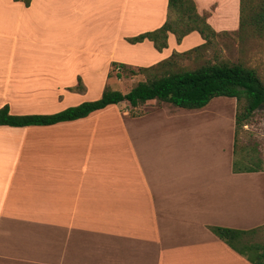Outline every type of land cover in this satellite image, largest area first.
I'll return each instance as SVG.
<instances>
[{"label": "crops", "instance_id": "obj_1", "mask_svg": "<svg viewBox=\"0 0 264 264\" xmlns=\"http://www.w3.org/2000/svg\"><path fill=\"white\" fill-rule=\"evenodd\" d=\"M192 1L215 32L238 27V0ZM166 18L167 0H0V109L54 114L98 99L112 63L149 67L204 43L126 42ZM77 79L83 92L69 90ZM212 100L0 126V264H251L210 228L264 227V171H233L235 110Z\"/></svg>", "mask_w": 264, "mask_h": 264}, {"label": "trees", "instance_id": "obj_2", "mask_svg": "<svg viewBox=\"0 0 264 264\" xmlns=\"http://www.w3.org/2000/svg\"><path fill=\"white\" fill-rule=\"evenodd\" d=\"M28 5L29 0H24ZM238 30L248 26L264 29V0L253 9L252 0H238ZM254 10V11H252ZM196 32L204 43L198 47L182 53V55L197 51L210 43L216 37L205 17L199 15L192 0H167V18L164 24L150 32L139 34L126 39L129 44L141 43L147 40L153 48L161 52L167 47V35H174L177 43L181 39ZM175 55L172 54L152 66L139 68L137 72L126 70L123 64H115L116 69L129 72L130 75L141 74L144 80L136 83L129 91L122 93L104 87L101 96L94 101H87L76 106L68 107L50 115H11L7 106L0 109V126L22 128L29 126H50L63 122H72L88 117L109 106L126 102L130 107L150 101L164 102L185 110H198L206 106L214 98H230L236 102L234 115V172L263 171L259 161H253L245 147H240V165L236 164L237 134L251 119L254 111L264 105V80L254 69L239 63L218 62L205 63L190 70H175ZM119 73V72H118ZM116 78H121L120 73ZM83 92L80 79L77 85L69 89ZM210 231L235 252L245 257L252 264H264V248L255 243H249L246 237L256 232L237 231L213 227Z\"/></svg>", "mask_w": 264, "mask_h": 264}, {"label": "rangeland", "instance_id": "obj_3", "mask_svg": "<svg viewBox=\"0 0 264 264\" xmlns=\"http://www.w3.org/2000/svg\"><path fill=\"white\" fill-rule=\"evenodd\" d=\"M262 1L263 0H252L253 9H255L256 6L259 5ZM230 13L232 14V17H234V9H232ZM189 49L191 50L192 48H188L185 51L183 50L181 52H178L179 50L171 48V50L169 51V56L172 54L175 55V70H190L197 68L205 63H239L248 68L254 69L258 76L262 80H264V29H259L255 26H248L242 31H239L237 27L233 31L218 32L216 37L210 40V43L202 46L197 51H192L190 53L182 55V53L189 51ZM125 66L127 71L132 70L135 72H137L139 68H142L132 67L129 65ZM116 67L117 66L111 64V69L107 76V85L113 90L126 93L136 83L145 79L141 74L130 75L129 72H123V70H120L118 68L116 69ZM118 72L121 75V78L119 79L116 78ZM213 100L217 101L213 102L214 104L212 107L221 106L223 104L225 105L224 108H218V111L221 110L222 112L224 111L227 114L230 109L228 110L226 108H228L229 106L236 110V102L234 99H231V104L228 102L230 99L226 98H215ZM124 104L126 105V107H128V104L126 102H124ZM110 128L112 129V127ZM110 128L107 126L105 128H102V130L104 129L105 133L102 132L101 134H107L106 130ZM237 147L238 148L237 153H235V160L238 167H241L239 148L245 147V150L249 153V155L254 158L253 161H259L264 171V105L254 111L247 125L244 126L242 130L238 131ZM112 150L114 151V149ZM246 239H248L249 243L258 244L264 248V227L249 235V237H246Z\"/></svg>", "mask_w": 264, "mask_h": 264}]
</instances>
